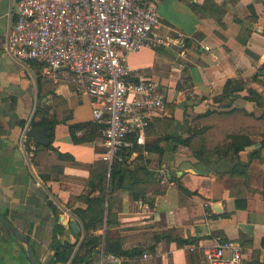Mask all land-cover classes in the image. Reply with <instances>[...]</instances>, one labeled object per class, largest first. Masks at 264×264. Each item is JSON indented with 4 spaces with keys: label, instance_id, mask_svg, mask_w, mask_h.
<instances>
[{
    "label": "crops",
    "instance_id": "crops-1",
    "mask_svg": "<svg viewBox=\"0 0 264 264\" xmlns=\"http://www.w3.org/2000/svg\"><path fill=\"white\" fill-rule=\"evenodd\" d=\"M14 4L0 0V213L26 242L0 220V264H32L28 248L40 264H210L205 249L220 241L242 247V264H264V0H158L157 33L185 46L126 54L161 85L165 108L125 160L149 173L115 189L109 173L103 189L98 179L111 167L103 138L76 143L70 132L93 123L90 96L71 74L53 80L7 52ZM228 80L243 86L236 96L223 92ZM43 126L47 145L28 135ZM235 135L250 141L238 153ZM65 242L73 251L56 256Z\"/></svg>",
    "mask_w": 264,
    "mask_h": 264
},
{
    "label": "built area",
    "instance_id": "built-area-1",
    "mask_svg": "<svg viewBox=\"0 0 264 264\" xmlns=\"http://www.w3.org/2000/svg\"><path fill=\"white\" fill-rule=\"evenodd\" d=\"M14 7L7 52L42 63L43 74L53 80L71 74L77 90L90 96L94 121L101 125L102 160L112 165L137 156L165 108V95L157 81L129 66L126 54L147 46H185L181 36L157 33L158 0H15ZM205 256L210 264H242L244 258L232 241L206 247Z\"/></svg>",
    "mask_w": 264,
    "mask_h": 264
},
{
    "label": "trees",
    "instance_id": "trees-1",
    "mask_svg": "<svg viewBox=\"0 0 264 264\" xmlns=\"http://www.w3.org/2000/svg\"><path fill=\"white\" fill-rule=\"evenodd\" d=\"M231 80L227 81V85L224 88V93L225 94H233V96L235 95V92L242 89V85L241 84H236L233 86V88L229 89V83ZM251 99L256 101L258 104H263V102L261 101L260 97L258 96L257 92L254 90H251ZM216 99H221L220 97H217ZM78 130H83V136H77L76 132ZM70 132L73 138V141L76 143H80V142H86V141H94L95 139L101 137L102 138V130H101V125L98 124L97 122L93 121V123H89V122H84V123H77V124H72L70 126ZM249 139H245V137L239 136V135H235L232 137V143L231 146L234 149L235 153H238L239 150L243 149L245 147V145H247L249 143ZM262 144L264 145V139L262 141ZM103 149L98 148L97 147V152H101ZM100 161H103L105 166H108V163L105 162L104 160H102L101 158L99 159ZM130 165L125 161H115L110 169L108 170L103 169L102 171V175L98 177L99 182L101 183V188L103 189L104 187V181L105 178L107 177V173H109V178L112 184V188H116L117 186H123L126 187V185L124 186L125 182H126V176H128L131 180V184L134 185L135 182L139 179L138 178V173L139 172H143V173H149V171L147 170L146 166H144L143 164L141 165H135L134 167H131V169L129 168ZM118 179V180H117ZM98 201H102V198L99 197V199H91L92 203L98 202ZM101 203V202H100ZM102 213L100 214L101 218ZM93 218H97L98 215L97 213H93L92 215ZM86 227L89 228V224H86ZM73 247L74 244L72 243H68L65 242L64 244H56L55 246V255L59 256V257H63V258H67L71 252L73 251ZM114 245H107V250L109 252H113L116 254H120V255H129L130 253H132L129 250H124L122 248H120L119 246L116 247ZM82 256H78L77 260L81 259Z\"/></svg>",
    "mask_w": 264,
    "mask_h": 264
},
{
    "label": "water",
    "instance_id": "water-1",
    "mask_svg": "<svg viewBox=\"0 0 264 264\" xmlns=\"http://www.w3.org/2000/svg\"><path fill=\"white\" fill-rule=\"evenodd\" d=\"M50 129L48 126L43 127H31L28 131V135L35 138L39 143L41 144H49V135H50ZM0 220L7 225L11 231L22 241L26 242V238L21 234V232L18 230V228L13 225L11 221H9L7 218H5L0 213ZM28 257L32 264H40L35 255L33 254L31 248L27 249Z\"/></svg>",
    "mask_w": 264,
    "mask_h": 264
}]
</instances>
